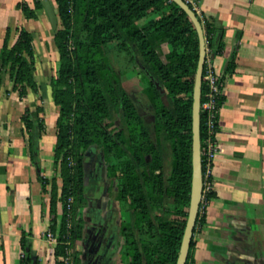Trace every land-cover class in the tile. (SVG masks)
<instances>
[{
  "label": "trees",
  "instance_id": "obj_1",
  "mask_svg": "<svg viewBox=\"0 0 264 264\" xmlns=\"http://www.w3.org/2000/svg\"><path fill=\"white\" fill-rule=\"evenodd\" d=\"M59 27L54 31L60 56L58 75L52 77V97L59 107L54 165L58 177L51 183L50 214L57 236L56 264H81L69 252L78 238L80 208L87 205L82 184L87 150L95 147L111 160L107 196L130 212L123 259L130 264H177L187 225L192 191L193 93L200 57V41L188 14L171 0H56ZM190 7L194 6L189 3ZM28 19L36 10L21 6ZM208 52L218 57L225 50V30L199 14ZM8 29L0 66L9 68L22 94L36 91L35 34L22 29L10 45ZM168 48V51H165ZM126 53L151 84L140 93L145 115L124 86L112 51ZM214 60V59H213ZM206 68V65H205ZM234 71V62L228 68ZM224 78L221 77L223 83ZM3 78L0 74V97ZM203 84L202 104L206 100ZM225 103L222 95L219 110ZM38 109L23 117L31 159L38 162L37 127L43 128ZM217 114V134L219 133ZM208 137L206 114L201 111V140ZM206 172L203 156V173ZM46 188L50 180L39 175ZM213 195V194H212ZM211 195V196H212ZM71 200V202H70ZM63 213L58 221V204ZM201 223L199 214L197 225ZM196 231V229H195ZM194 231V233H195ZM23 262L39 264L25 236ZM195 246L193 237L187 264ZM28 249V251H26ZM174 253V257L169 254Z\"/></svg>",
  "mask_w": 264,
  "mask_h": 264
},
{
  "label": "crops",
  "instance_id": "obj_2",
  "mask_svg": "<svg viewBox=\"0 0 264 264\" xmlns=\"http://www.w3.org/2000/svg\"><path fill=\"white\" fill-rule=\"evenodd\" d=\"M44 1L57 12L56 0H0V53L8 29L12 45L19 31L26 29L35 34L36 49L47 42L55 46ZM36 2L43 8L36 10L37 18L28 19L21 6L34 9ZM193 2L199 14L225 30V50L213 60L224 78L225 103L216 136L222 149L214 166L216 198L203 232L194 233L190 264H264V0ZM231 62L234 71L229 73ZM52 109L55 125L59 107ZM54 140L46 136L39 140L37 163L31 159L28 142L15 149L0 144V264H27L22 257L23 236L33 258L45 264L49 248L42 234L51 220L38 177L51 178L42 174L43 166L52 164L47 167L51 173L56 168L51 161L56 136Z\"/></svg>",
  "mask_w": 264,
  "mask_h": 264
},
{
  "label": "rangeland",
  "instance_id": "obj_3",
  "mask_svg": "<svg viewBox=\"0 0 264 264\" xmlns=\"http://www.w3.org/2000/svg\"><path fill=\"white\" fill-rule=\"evenodd\" d=\"M54 9V8H53ZM55 11V9H54ZM45 17L50 22L53 30V24L51 18L45 8ZM56 16L58 18L57 12L55 11ZM59 27V19L58 25ZM55 31V30H54ZM10 45L11 42H10ZM165 51H168V48H165ZM110 59L114 61V65L117 69H120L123 75L124 86L128 90V92L133 95L136 100L140 111L142 114H145V104L140 95L147 87L150 86V80L143 74L140 68L132 62L131 58L126 53H120L118 51H112L109 55ZM35 61L37 66L36 73V81L38 84V89L36 91L29 89L26 94H22L21 88H15L14 79L12 78L9 68L2 69L0 74L3 78V84L1 86V98H0V144H7L11 149L19 148L20 145H25L27 142V137L24 136L25 131V123L23 121V117L27 115L29 112H34L38 109H42L39 111L40 117L43 121V128H36L37 132V141L39 144V140L43 139L45 136L48 140H54L56 136V122L53 125V117H55V112L52 107H55V103L51 104L52 98V86L51 79L52 77H56L58 75V71L60 68V56L57 48L54 44H49L47 42L46 45H38L36 49ZM46 105V107H45ZM48 107V108H47ZM222 108V107H221ZM221 110V109H220ZM57 121V119H56ZM26 140V141H25ZM20 144V145H18ZM218 144V153L215 159V162L219 161L221 158V146ZM49 146V144H48ZM53 146V145H52ZM55 146L52 149V159L54 161V151ZM88 154L86 163H85V172L82 180V184L86 189L85 200L87 205L80 208L79 217L80 219V228L78 233V238L75 240L73 244H71V248L69 250L70 253L73 251L79 254L81 262L87 260L84 256V251H91L93 248V244L88 245L86 240L88 238L89 232L97 228L94 224V216L97 211L103 208L104 212L111 206L110 199L104 196V192L108 190V168L111 163H116L117 159L112 157L111 160H108L102 151H98L95 147L90 148L86 151ZM52 163V162H51ZM52 165V164H51ZM50 164L42 167V174L44 176H50V184L48 187L42 186V191L44 194V210L50 209V201H51V183L53 180L54 173L56 172V176L58 177L59 183V192L61 193L62 180L60 178V174L56 171V168H53V173L48 171V168L52 167ZM215 166V163H214ZM48 167V168H47ZM213 192L208 194L206 197V203L201 212V223L197 226V233H202L204 225L208 223L207 221V213L209 207H211V202L216 198V180L214 178V167H213ZM213 194V195H212ZM212 195V196H211ZM71 202V200H70ZM99 205H103L99 207ZM119 215L121 217V221L128 220V212L126 209L121 208L118 205ZM63 213V205L61 202L58 204V221L60 220ZM106 213V212H105ZM50 225L42 234L43 238L47 241L48 246V255L45 258V264H56L58 260L55 256L56 247H57V236L53 233L52 229V216L50 214ZM98 226V225H97ZM94 227V228H93ZM49 233L53 235L51 238ZM119 239H117L116 244L121 246L124 241L123 233H119ZM90 241V240H89ZM88 241V242H89ZM111 254V253H110ZM170 255L174 257V253L169 252ZM110 257V256H108ZM111 259V258H110ZM109 259V260H110ZM81 263V264H82ZM109 264H130V260H124L121 257V254L117 251L115 252L112 261Z\"/></svg>",
  "mask_w": 264,
  "mask_h": 264
},
{
  "label": "water",
  "instance_id": "obj_4",
  "mask_svg": "<svg viewBox=\"0 0 264 264\" xmlns=\"http://www.w3.org/2000/svg\"><path fill=\"white\" fill-rule=\"evenodd\" d=\"M172 2L179 5L189 16L194 23L196 31L200 41V57L196 72L195 87L193 93V108H192V191H191V202L189 208V215L187 225L185 228L177 264H187L188 258L191 251L192 240L194 237V231L196 229L197 220L200 214L202 205L203 193H204V173H203V154H202V140H201V111H202V92H203V75L205 69V63L208 56L207 41L205 32L201 21L199 20L196 12L185 0H171ZM46 8L54 30H57L58 18L56 13L48 1L43 2ZM214 59V56H212ZM36 259V257H34Z\"/></svg>",
  "mask_w": 264,
  "mask_h": 264
},
{
  "label": "flooded vegetation",
  "instance_id": "obj_5",
  "mask_svg": "<svg viewBox=\"0 0 264 264\" xmlns=\"http://www.w3.org/2000/svg\"><path fill=\"white\" fill-rule=\"evenodd\" d=\"M104 196L110 199L111 206L105 211L106 213L103 211V207L100 211L98 210L94 216V224L97 228L93 227L94 229L89 232L86 240L88 245L93 244V249L88 252H86L87 250L84 251V256L87 260L83 261V263L81 262L82 264H109L117 251L121 254V257H123L122 252L126 244V228L130 221V212L127 210L129 215L128 220L121 221V217L118 216V205L124 208L122 204L115 201L112 197L107 196V190L104 192ZM102 206L103 205H99V207ZM120 232L123 233L125 241L121 246L116 244L117 239L120 238Z\"/></svg>",
  "mask_w": 264,
  "mask_h": 264
},
{
  "label": "built area",
  "instance_id": "obj_6",
  "mask_svg": "<svg viewBox=\"0 0 264 264\" xmlns=\"http://www.w3.org/2000/svg\"><path fill=\"white\" fill-rule=\"evenodd\" d=\"M188 4L191 3L194 6L193 0H185ZM197 11V8L194 6ZM198 12V11H197ZM206 68L204 69L203 84L206 86V100L202 104V111L206 114V126L208 131V137L205 147L202 148V154L205 157L206 172L204 174V193L202 199V205L200 214L206 203V197L213 192V167L215 159L218 153V144L216 140L217 136V114L219 113L218 101L222 96L223 83L221 81V75L217 72L213 64V58L208 52L206 60ZM52 238L53 235L49 233ZM24 257V254L22 255Z\"/></svg>",
  "mask_w": 264,
  "mask_h": 264
}]
</instances>
